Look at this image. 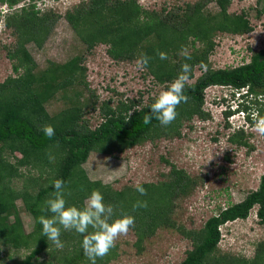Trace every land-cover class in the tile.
I'll use <instances>...</instances> for the list:
<instances>
[{"label":"trees","instance_id":"trees-1","mask_svg":"<svg viewBox=\"0 0 264 264\" xmlns=\"http://www.w3.org/2000/svg\"><path fill=\"white\" fill-rule=\"evenodd\" d=\"M0 1L13 7L24 0ZM30 1L5 17V25L16 36V41L6 50L14 74L0 82V245L29 251L25 259L15 260V264H90L83 254V237L75 231L62 229V248L42 236L38 217L51 216L42 213L41 208L55 191L56 179L64 181L68 205L82 207L91 191L99 190L104 202L115 206V216H133L135 223L130 228L135 233L138 252L144 251L145 241L159 228L171 227L192 243L186 258L177 264H264V240L257 243L252 258L219 249L221 225L248 218L255 206L257 217L264 224V173L258 187L243 200L221 208L202 227L188 228L178 224L173 216L177 200L187 196L197 184L185 169L170 164L164 180L140 183L146 189V195L141 196L135 185L116 189L101 180H92L84 167L92 152L122 153L146 141L181 137L185 124L195 118L205 121L211 117L206 110L205 92L214 85L247 90L240 107L252 124L253 110L264 115V47L253 51L249 61L237 66L214 68L211 63L217 33L253 31L247 14L230 12L232 0H215L216 11L208 9L212 0L160 10L144 8L139 0H81L65 12V19L88 51L104 43L109 46L108 54L118 61H134L142 55L152 57L145 70L164 89L178 76L185 62L191 65L189 80L194 79L197 67L205 69L195 81H188L187 102L177 107L176 119L163 127L154 118L150 124L144 123V117L151 114L150 105L155 96L147 100L121 98L116 104L111 99L99 102L87 81L83 55L65 62L49 61L39 70L28 45L43 47L61 14L54 10L42 12ZM260 14H264V4ZM181 48L187 50L191 59L179 54ZM157 50L165 52L168 58L160 60ZM84 90L89 92V98L81 101ZM69 91L73 92L72 96ZM57 96L66 101L65 107L51 113L47 104ZM89 105L93 109L98 106L101 115L95 127L85 117ZM232 113L226 112L227 116ZM44 125L54 127L52 138L41 131ZM249 136L245 128H238L228 140L249 147ZM18 152L22 157L16 156ZM17 179L23 180L22 185H17ZM19 200L34 218L30 232L25 230ZM137 200L147 201V207L133 210ZM42 256L47 259L39 262ZM117 256L118 246H115L97 264H109Z\"/></svg>","mask_w":264,"mask_h":264},{"label":"rangeland","instance_id":"rangeland-1","mask_svg":"<svg viewBox=\"0 0 264 264\" xmlns=\"http://www.w3.org/2000/svg\"><path fill=\"white\" fill-rule=\"evenodd\" d=\"M24 1L25 4L29 3V0ZM80 1H30L42 12L54 10L61 14L43 47H37L34 43L28 45L39 70L44 69L49 61L65 62L73 56L83 55L87 81L95 90L99 102L111 99L116 104L121 98L147 100L164 90L162 84H158L145 68H137V60L113 59L108 54L107 44L99 43L91 51L87 50L64 16L69 8ZM195 1L197 0H139L144 8L155 10L183 6ZM263 4L264 1L258 0H232L229 11L245 12L253 31L246 34L217 33L216 47L211 55L214 68L240 65L250 60L253 51L264 47V14L259 15ZM19 6L10 7L0 1V82L14 74L6 50L7 46L16 41V36L5 25V17L19 10ZM208 9H218L215 0L210 1ZM204 70L197 67L194 79L189 81H195ZM72 95L73 92L69 91V96ZM243 96L241 92L228 86H211L205 92L206 110L211 113V117L205 121L195 118V121L185 124L181 137L146 141L122 153L92 152L84 167L92 180H101L121 189L125 185L164 180L170 171V164H176L191 174L197 184L187 196L177 200L174 219L188 228H200L221 208L240 202L248 192L256 189L264 173L262 137L252 131L253 124L246 121L245 112L239 113L240 116L226 114L228 111L233 112L234 108L237 109L244 102L241 99ZM88 98L89 92L84 90L81 101ZM65 103L57 96L47 104V108L55 113L65 107ZM97 107L93 109L89 105L85 108V117L93 127L101 121ZM227 123L230 124L229 127ZM237 126L245 128L250 134L249 147L229 142L228 136L238 129ZM16 156L20 158L22 154L18 152ZM210 159L212 160L208 163ZM22 170L28 172L25 167ZM16 181L17 185H22V179ZM17 204L25 230L30 232L34 227V218L22 201L19 200ZM256 212L257 206L251 210L248 218L221 225V252L246 258L254 256L257 243L264 240V224L259 221ZM135 241V233L130 228L126 235L118 238V256L109 264H177L186 258L188 250L192 248L191 241L171 227L159 228L155 235L145 241L143 252L137 251ZM28 254L29 251L25 249L14 250L0 245V264H15V260H23ZM43 259L47 258L42 256L38 261L42 262Z\"/></svg>","mask_w":264,"mask_h":264},{"label":"clouds","instance_id":"clouds-1","mask_svg":"<svg viewBox=\"0 0 264 264\" xmlns=\"http://www.w3.org/2000/svg\"><path fill=\"white\" fill-rule=\"evenodd\" d=\"M179 54L186 60L191 59L184 48H181ZM156 55L160 60L168 58L163 51L157 50ZM151 59L152 57L148 55H142L136 62L137 68H145ZM190 72L191 65L187 62L183 63L178 76L166 89L160 91L154 97V102L150 105L151 114L144 117L145 124H150L154 118L159 121L161 126L167 127L176 119L178 115L177 107L188 100L185 88L188 85ZM238 92L246 95L247 90L241 89ZM242 100L244 99L242 98ZM240 105L241 103L237 109H233V115L240 116L241 111L246 113ZM250 115L253 122L252 131L264 137V115H260L255 110ZM245 118L249 122L247 117ZM41 131L48 138L55 135V129L51 125H44ZM53 184L55 191L45 201V206L41 208L42 213H51V216L42 214L38 217V222L42 225V236L46 237L57 248H62V229L64 231H75L83 237V254L88 258L90 264H97L98 259H103L116 246L118 238L129 232L130 227L135 223L134 217L131 215L115 216V206L106 204L103 194L99 190H92L84 200L82 207L68 205L65 199L64 181L56 179ZM135 190L141 196L146 195V189L140 183L135 185ZM141 207H147V201L137 200L133 204V210ZM89 229H92V231H89Z\"/></svg>","mask_w":264,"mask_h":264},{"label":"built area","instance_id":"built-area-1","mask_svg":"<svg viewBox=\"0 0 264 264\" xmlns=\"http://www.w3.org/2000/svg\"><path fill=\"white\" fill-rule=\"evenodd\" d=\"M50 1V0H49ZM52 2H58L59 0H51ZM43 2V1H42ZM240 113H242V114H244V112H240ZM231 116H234V115H231ZM230 121H232L231 119H230ZM237 128H241L240 126H237Z\"/></svg>","mask_w":264,"mask_h":264},{"label":"flooded vegetation","instance_id":"flooded-vegetation-1","mask_svg":"<svg viewBox=\"0 0 264 264\" xmlns=\"http://www.w3.org/2000/svg\"><path fill=\"white\" fill-rule=\"evenodd\" d=\"M30 1V0H29ZM21 4H16V5H20L19 7L21 8L22 6H24L25 5V3H26V1H24V2H20ZM15 6V5H14Z\"/></svg>","mask_w":264,"mask_h":264}]
</instances>
